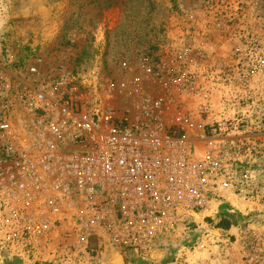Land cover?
Returning a JSON list of instances; mask_svg holds the SVG:
<instances>
[{"label":"built area","instance_id":"obj_1","mask_svg":"<svg viewBox=\"0 0 264 264\" xmlns=\"http://www.w3.org/2000/svg\"><path fill=\"white\" fill-rule=\"evenodd\" d=\"M41 63L16 84L0 74V253L72 257L94 237L95 252L155 254L249 185L251 103L204 90L198 130L186 135L184 116L171 125L116 117Z\"/></svg>","mask_w":264,"mask_h":264},{"label":"rangeland","instance_id":"obj_2","mask_svg":"<svg viewBox=\"0 0 264 264\" xmlns=\"http://www.w3.org/2000/svg\"><path fill=\"white\" fill-rule=\"evenodd\" d=\"M38 56L41 71L65 73L81 100L128 120L171 125L184 116L193 124L178 123L186 135L198 130L204 90L251 103L249 185L213 201L155 254L95 252L91 237L76 256L2 251L0 264H108L111 248L125 264H264V180L253 176L264 160V0H0V74L16 84ZM222 210L234 222L228 229L215 226Z\"/></svg>","mask_w":264,"mask_h":264},{"label":"trees","instance_id":"obj_3","mask_svg":"<svg viewBox=\"0 0 264 264\" xmlns=\"http://www.w3.org/2000/svg\"><path fill=\"white\" fill-rule=\"evenodd\" d=\"M234 222L230 219V214L226 213L224 210L221 211L220 219L215 224L218 228L228 229ZM43 264H50V263H43Z\"/></svg>","mask_w":264,"mask_h":264},{"label":"water","instance_id":"obj_4","mask_svg":"<svg viewBox=\"0 0 264 264\" xmlns=\"http://www.w3.org/2000/svg\"><path fill=\"white\" fill-rule=\"evenodd\" d=\"M104 252L106 253L107 250L105 249ZM110 254V257L107 259L108 264H125L123 256L117 248H111Z\"/></svg>","mask_w":264,"mask_h":264},{"label":"crops","instance_id":"obj_5","mask_svg":"<svg viewBox=\"0 0 264 264\" xmlns=\"http://www.w3.org/2000/svg\"><path fill=\"white\" fill-rule=\"evenodd\" d=\"M253 176L256 179L260 180L262 178V180H264V160H262L260 164H258V167H255L253 169Z\"/></svg>","mask_w":264,"mask_h":264}]
</instances>
